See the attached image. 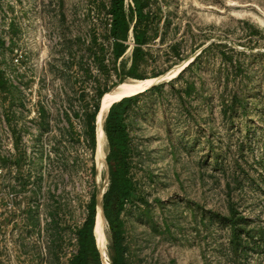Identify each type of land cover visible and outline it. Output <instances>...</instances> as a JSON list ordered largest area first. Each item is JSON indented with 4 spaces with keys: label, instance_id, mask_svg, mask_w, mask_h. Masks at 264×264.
Listing matches in <instances>:
<instances>
[{
    "label": "rangeland",
    "instance_id": "rangeland-1",
    "mask_svg": "<svg viewBox=\"0 0 264 264\" xmlns=\"http://www.w3.org/2000/svg\"><path fill=\"white\" fill-rule=\"evenodd\" d=\"M113 2L0 0V264H72L110 184L102 97L165 74L124 115L128 264H264V0H125L126 39Z\"/></svg>",
    "mask_w": 264,
    "mask_h": 264
},
{
    "label": "trees",
    "instance_id": "trees-1",
    "mask_svg": "<svg viewBox=\"0 0 264 264\" xmlns=\"http://www.w3.org/2000/svg\"><path fill=\"white\" fill-rule=\"evenodd\" d=\"M125 0H114L112 13L114 15L112 34L115 38L128 37L131 30V21L124 11ZM135 9L139 15H143L141 0H133ZM135 41L137 43L133 49V68L130 71L135 77L142 78L135 72L136 62L143 52L141 44L144 42L143 33L134 26ZM116 56L121 57L126 45L118 40L115 41ZM134 98L125 97L114 103L107 114L104 123L105 133L109 142L110 151L107 161L110 168V184L103 194L102 205L105 216L111 230V264H128L123 244V220L121 213L126 200L133 194V181L128 172V152H129V131L125 123V113ZM100 110V105H96L95 110L87 114L86 130L92 142V146L97 144L96 117ZM97 213V199L94 194L89 206V214L78 231L79 250L74 255L72 264H104L102 255L97 244L94 232Z\"/></svg>",
    "mask_w": 264,
    "mask_h": 264
},
{
    "label": "bare ground",
    "instance_id": "bare-ground-1",
    "mask_svg": "<svg viewBox=\"0 0 264 264\" xmlns=\"http://www.w3.org/2000/svg\"><path fill=\"white\" fill-rule=\"evenodd\" d=\"M171 74L162 75V77L155 79H139L133 82H120L115 85V88L107 91L102 97V110L99 119L98 126V158H104L103 153V140L105 136L104 131V118L106 113L109 111L110 107L122 100L124 97L137 94L143 90H146L150 86L154 85L156 82L168 78ZM106 141V140H105ZM102 196L97 203V213H96V222L94 232L97 239V244L100 249L102 256H105L106 251V231H105V223L107 221L105 212L102 205Z\"/></svg>",
    "mask_w": 264,
    "mask_h": 264
},
{
    "label": "built area",
    "instance_id": "built-area-1",
    "mask_svg": "<svg viewBox=\"0 0 264 264\" xmlns=\"http://www.w3.org/2000/svg\"><path fill=\"white\" fill-rule=\"evenodd\" d=\"M0 171H1V169H0Z\"/></svg>",
    "mask_w": 264,
    "mask_h": 264
}]
</instances>
